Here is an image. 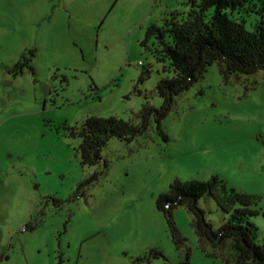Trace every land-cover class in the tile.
<instances>
[{"label":"rangeland","instance_id":"374dc122","mask_svg":"<svg viewBox=\"0 0 264 264\" xmlns=\"http://www.w3.org/2000/svg\"><path fill=\"white\" fill-rule=\"evenodd\" d=\"M189 0H0V264H225L199 242L193 216L156 199L175 179L252 194L264 243V72L225 78L214 62L130 140L111 137L93 166L80 160L86 118L139 123L159 108V79L173 75L151 24L181 16ZM236 16V15H235ZM252 30L256 13L243 15ZM97 179L77 191L79 182ZM215 227L213 197L198 202Z\"/></svg>","mask_w":264,"mask_h":264},{"label":"trees","instance_id":"16d2710c","mask_svg":"<svg viewBox=\"0 0 264 264\" xmlns=\"http://www.w3.org/2000/svg\"><path fill=\"white\" fill-rule=\"evenodd\" d=\"M190 9L184 16L172 13L159 27L151 24L146 39L155 38L158 51L173 68V75L163 77L156 84V92L163 103L155 108L144 104L138 113L139 123L116 116L86 118L71 134L81 139L80 160L83 165L98 164L101 149L111 137L130 140L143 133L153 116L157 129L167 139L161 120L170 111L174 96L188 89L216 62L221 74H252L264 72V0H189ZM256 13L259 17L252 30L245 27L243 15ZM236 15V16H235ZM94 173L78 183L82 190L97 179ZM209 193L218 207L228 213L227 220L215 227L206 219L198 202ZM256 197L228 188L223 179L210 181L175 179L167 191L156 199V207L163 212L176 236L171 212L185 207L193 216L192 225L199 242L220 250L225 264H264V243H257L258 227L249 220L256 215ZM264 217V212L262 213Z\"/></svg>","mask_w":264,"mask_h":264}]
</instances>
